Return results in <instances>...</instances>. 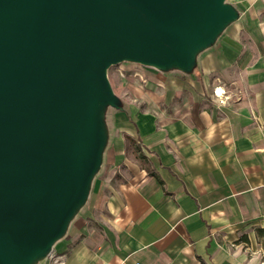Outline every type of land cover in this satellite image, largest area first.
<instances>
[{
    "label": "crops",
    "instance_id": "0c3cea01",
    "mask_svg": "<svg viewBox=\"0 0 264 264\" xmlns=\"http://www.w3.org/2000/svg\"><path fill=\"white\" fill-rule=\"evenodd\" d=\"M235 3L242 21L194 77L125 94L107 166L44 264H264V0Z\"/></svg>",
    "mask_w": 264,
    "mask_h": 264
},
{
    "label": "water",
    "instance_id": "95a60500",
    "mask_svg": "<svg viewBox=\"0 0 264 264\" xmlns=\"http://www.w3.org/2000/svg\"><path fill=\"white\" fill-rule=\"evenodd\" d=\"M239 21L229 0H0V264H44L87 207L128 112L108 69L194 77Z\"/></svg>",
    "mask_w": 264,
    "mask_h": 264
},
{
    "label": "rangeland",
    "instance_id": "374dc122",
    "mask_svg": "<svg viewBox=\"0 0 264 264\" xmlns=\"http://www.w3.org/2000/svg\"><path fill=\"white\" fill-rule=\"evenodd\" d=\"M229 2L236 5L235 0H229ZM160 73L164 74L153 68L145 67L143 65L131 62H122L108 69V78L110 80L114 93L128 104V112L126 113L122 110L110 108L108 116H106L108 119V126L112 136V140L108 149L106 150L102 171L96 176L93 187L95 186L97 180L101 177L104 169L107 166L108 153L112 148L115 136L121 132L119 128V120L124 117V115H129L130 103L124 97L126 96L125 94H127L128 92L139 94V91L137 89L146 87V85L152 80V78H150L151 75H160ZM143 78L145 79V81L142 80Z\"/></svg>",
    "mask_w": 264,
    "mask_h": 264
},
{
    "label": "built area",
    "instance_id": "2783aa9c",
    "mask_svg": "<svg viewBox=\"0 0 264 264\" xmlns=\"http://www.w3.org/2000/svg\"><path fill=\"white\" fill-rule=\"evenodd\" d=\"M143 81H145V79H142ZM215 93L218 95V98L220 99V103H225L228 99L229 96H225V91L221 90L220 87H217L215 90ZM53 258V254H51V256L49 257V259ZM139 264V263H138Z\"/></svg>",
    "mask_w": 264,
    "mask_h": 264
}]
</instances>
